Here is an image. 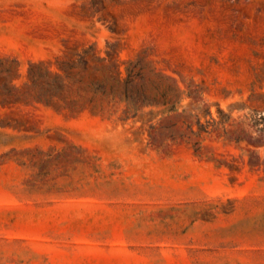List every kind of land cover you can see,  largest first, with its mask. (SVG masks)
I'll use <instances>...</instances> for the list:
<instances>
[{"label":"rangeland","instance_id":"obj_1","mask_svg":"<svg viewBox=\"0 0 264 264\" xmlns=\"http://www.w3.org/2000/svg\"><path fill=\"white\" fill-rule=\"evenodd\" d=\"M0 264H264V0H0Z\"/></svg>","mask_w":264,"mask_h":264}]
</instances>
